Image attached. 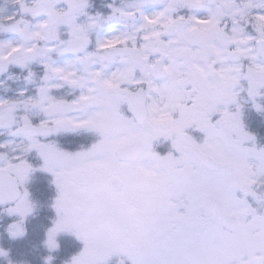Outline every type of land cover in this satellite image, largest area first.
<instances>
[{
    "label": "snow or ice",
    "instance_id": "1",
    "mask_svg": "<svg viewBox=\"0 0 264 264\" xmlns=\"http://www.w3.org/2000/svg\"><path fill=\"white\" fill-rule=\"evenodd\" d=\"M0 264H264V0H0Z\"/></svg>",
    "mask_w": 264,
    "mask_h": 264
}]
</instances>
